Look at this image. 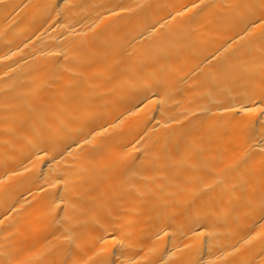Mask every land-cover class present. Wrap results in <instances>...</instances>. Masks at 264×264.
I'll return each mask as SVG.
<instances>
[{"label": "bare ground", "instance_id": "1", "mask_svg": "<svg viewBox=\"0 0 264 264\" xmlns=\"http://www.w3.org/2000/svg\"><path fill=\"white\" fill-rule=\"evenodd\" d=\"M0 264H264V0H0Z\"/></svg>", "mask_w": 264, "mask_h": 264}]
</instances>
